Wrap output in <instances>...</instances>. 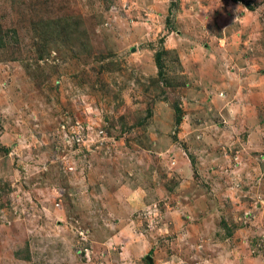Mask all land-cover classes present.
I'll use <instances>...</instances> for the list:
<instances>
[{"label":"rangeland","instance_id":"1","mask_svg":"<svg viewBox=\"0 0 264 264\" xmlns=\"http://www.w3.org/2000/svg\"><path fill=\"white\" fill-rule=\"evenodd\" d=\"M0 264H264V0H0Z\"/></svg>","mask_w":264,"mask_h":264},{"label":"built area","instance_id":"2","mask_svg":"<svg viewBox=\"0 0 264 264\" xmlns=\"http://www.w3.org/2000/svg\"><path fill=\"white\" fill-rule=\"evenodd\" d=\"M86 250H87V249H86ZM86 250H85V252H87Z\"/></svg>","mask_w":264,"mask_h":264}]
</instances>
